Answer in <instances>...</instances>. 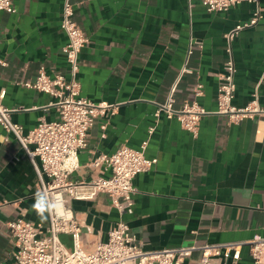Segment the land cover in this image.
Returning <instances> with one entry per match:
<instances>
[{"label": "crops", "instance_id": "obj_1", "mask_svg": "<svg viewBox=\"0 0 264 264\" xmlns=\"http://www.w3.org/2000/svg\"><path fill=\"white\" fill-rule=\"evenodd\" d=\"M14 13L0 10V90L11 119L33 128L39 120L58 117L54 98L26 87L40 66L48 75L66 73L60 27L63 0H11ZM74 19L87 42L79 53L80 94L94 102L116 104L98 116L78 153V167L69 175L85 182L105 174L93 166L99 153L126 145L138 148L154 126L145 149L156 163L132 180V208L122 214L104 193L72 200L86 250L106 241L119 219L130 227L144 249L189 244L246 242L264 235V116L230 121L215 113L217 88L226 57L224 34L252 16L254 5L236 4L226 11H208L202 0H72ZM261 17L241 29L232 41L235 63L233 103H247L256 85L264 107V0ZM174 89V107L195 98L207 111L197 133L183 129L157 104ZM263 76V78H262ZM38 191L33 163L12 134L0 125V263L12 262L14 239L5 223L23 217L46 225L32 209ZM67 246L69 237L62 235ZM198 252L182 264H200ZM210 264H234L232 256L213 257ZM236 264H251L249 247H241Z\"/></svg>", "mask_w": 264, "mask_h": 264}, {"label": "built area", "instance_id": "obj_2", "mask_svg": "<svg viewBox=\"0 0 264 264\" xmlns=\"http://www.w3.org/2000/svg\"><path fill=\"white\" fill-rule=\"evenodd\" d=\"M202 1L208 11H226L242 2L254 5L248 21L235 25L224 34L226 57L219 75L215 113L225 115L233 122L264 116V107L258 101V85L247 103L241 106L233 103L236 68L232 41L241 29L254 25L261 17L260 0ZM0 10L14 13L15 7L11 0H0ZM60 27L67 36V43L63 48L67 62L66 73L48 75L44 67L40 66L34 81L23 83L26 87L51 95L55 99L58 117L51 121L39 120L33 128L24 130L22 125L12 121L13 109L2 105L5 90H0V125L13 135L35 166L38 190H46L51 197H58L63 202L61 209L50 216L44 226L23 217L5 223L15 247L9 264H182L196 252L200 254V264H210L213 257L221 255H231L236 264L244 244L249 247L251 264H264V235L261 234H254L246 242L193 243L144 249L122 219L110 227L106 241L98 242L92 250L84 248L81 224L75 217L71 201L93 199L98 193H104L120 214L130 210L134 204V176L149 170L156 163V158H147L144 154L154 126L148 127L147 138L138 148L123 145L109 154L96 155L91 164L102 165L105 174L85 182H73L69 179V175L79 165L78 153L86 146L88 131L95 119L107 113L112 114L116 104L94 102L80 94L79 53L87 38L74 19L72 0H63ZM5 65L6 62L0 59V66ZM183 73H191L186 62L165 101L157 104L154 116L157 119L163 112L167 118H175L183 129L196 134L201 117L207 113L195 99L202 95V85L196 84L192 101H185L179 108H175L173 93ZM62 235L69 237L70 246L65 244Z\"/></svg>", "mask_w": 264, "mask_h": 264}, {"label": "clouds", "instance_id": "obj_3", "mask_svg": "<svg viewBox=\"0 0 264 264\" xmlns=\"http://www.w3.org/2000/svg\"><path fill=\"white\" fill-rule=\"evenodd\" d=\"M62 206V200L58 197H51L46 190L41 189L34 194L32 209L41 221H45L50 216L57 213Z\"/></svg>", "mask_w": 264, "mask_h": 264}]
</instances>
